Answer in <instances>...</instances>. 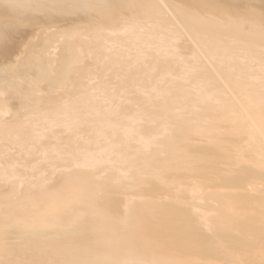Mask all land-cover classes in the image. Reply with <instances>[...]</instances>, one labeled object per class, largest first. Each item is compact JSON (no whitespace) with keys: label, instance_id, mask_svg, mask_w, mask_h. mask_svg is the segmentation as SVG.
Instances as JSON below:
<instances>
[{"label":"bare ground","instance_id":"1","mask_svg":"<svg viewBox=\"0 0 264 264\" xmlns=\"http://www.w3.org/2000/svg\"><path fill=\"white\" fill-rule=\"evenodd\" d=\"M14 150L0 264H264V0H0Z\"/></svg>","mask_w":264,"mask_h":264},{"label":"rangeland","instance_id":"2","mask_svg":"<svg viewBox=\"0 0 264 264\" xmlns=\"http://www.w3.org/2000/svg\"><path fill=\"white\" fill-rule=\"evenodd\" d=\"M52 52H53V51H52ZM56 53H59V51H58V50H56V51L54 50V55H53L54 57H57L56 55H58V54H56ZM93 83H95V82H93ZM93 83L91 82L90 85H93ZM15 151H16V150L13 151L15 156L13 155V152H12V151H10V153H8L7 156H6V155H4V157L2 156V157H3L2 160H4V159H5V160H4V161H1L2 163L0 164V166H1V165H2V166L4 165V167L1 166L2 168H1V167H0V168H1V169H4V168H5V169H4V171L6 170L5 172H7L8 169L11 170L12 167H13L12 165L9 167V164H8V167L5 166V165H7L8 162H11V159H12V160H13L14 158H15L16 160L19 159V162H22V165H23V162L25 163L24 160H21V159H20V156H19L18 154H16ZM9 154H10V156H9ZM22 154H23V156H24V153H22ZM25 154H26V153H25ZM17 155H18L19 157H18ZM5 156H6V158H5ZM8 157H10V159H8ZM43 157H44V156H43ZM25 158H26V156H25ZM29 158H30V159H29ZM29 158H28V155H27V158H26V159H28L29 161H31V160H32V157L29 156ZM6 159H7V161H8V160H10V161H8V162L6 163ZM20 160H21V161H20ZM39 161H40V162L42 161V164H43V163L45 164V163H48V162H49V163L52 162V164H50L49 166H48V165H46V166L44 165L43 167H44V169H47V166H48V169H49V170H51L52 168H54L53 170H54L55 172H53V173L56 174V175H54V174L52 173L53 170L50 171V172H49V170H48V171H44V169L42 168V166H41V164L39 163ZM39 161H38V163L40 164L39 166L43 169V171H44L46 174H47V172L52 173V174H50V175H53L54 178H55V176H56V178H57L59 173L61 174V173H63L64 171H66V170H64V169L61 168V167L64 166L65 162L62 163V162L60 161L61 164L59 165V160H53V161L51 160V162H50V161L45 162L46 159L42 158V160H39ZM4 162H5V164H4ZM18 164H19V163H18ZM53 164H54V165L57 164V165L53 166ZM13 165H14V163H13ZM16 165H17V164H16ZM22 165H21V166H22ZM24 165H25V164H24ZM24 165H23V166H24ZM26 165H27V164H26ZM21 166H20V167H21ZM31 166H32V165H31ZM34 166H35V164H34ZM34 166H33V168L28 167V169L30 168L31 171L33 170V171L31 172L32 174H38V176H36V177H39V176H40V178L42 179V178H48V177L50 176V175L48 174L49 176L47 175V176L45 177V173H44V172H43V175H42V174L40 175V173L38 172V170H40V167H39L38 165H36L37 168L39 167V169L36 170V168H34ZM16 167H17V166H16ZM51 167H52V168H51ZM13 168H15V167H13ZM17 168L20 169V172L18 171L19 173H23V172H25V171H27V173H28V169L25 170V171H22V172H21V170H24V169H21V168H19V167H17ZM17 168H16V169H17ZM22 168H24V167H22ZM26 168H27V166H26ZM55 168H58V169L56 170ZM1 169H0V170H1ZM34 169H35V170H34ZM59 169H60V170H59ZM76 169H77V167H76ZM12 170H13V169H12ZM12 170H11V171H12ZM14 170H15V169H14ZM4 171H2L3 173L1 172L2 174H0V176L3 175V174H5ZM11 171H10V172H11ZM36 171H37L38 173H36ZM58 171H59V173H58ZM13 172H14V171H13ZM29 172H30V170H29ZM40 172H41V171H40ZM7 173H9V171H8ZM14 173H15V172H14ZM25 173H26V172H25ZM60 174H59V176H60ZM50 177H51V176H50ZM50 177H49V179H50ZM54 178L51 177V182H53V183H54V181H55ZM56 178H55V179H56ZM0 179H1V178H0ZM41 179H40V180H41ZM49 179H46V180L43 179V180H45V183H46V182L49 183V182H50ZM36 180H37V179H35V181H36ZM38 180H39V179H38ZM47 180H48V181H47ZM53 180H54V181H53ZM0 181H1V182H0L1 185L4 186V182H5V181H4V180H3V181L0 180ZM33 182H34V181H33ZM46 184H47V183H46ZM51 184H52V183H51ZM1 185H0V186H1ZM5 185H6V188H7L8 184H7L6 182H5ZM4 187H5V186H4ZM0 189L2 190V188H0ZM3 189H5V188H3ZM1 190H0V191H1ZM82 238H83V237H82ZM84 238H87V237L84 236Z\"/></svg>","mask_w":264,"mask_h":264}]
</instances>
